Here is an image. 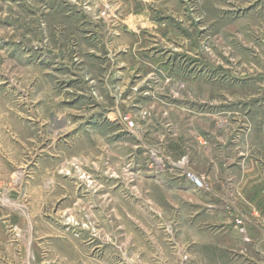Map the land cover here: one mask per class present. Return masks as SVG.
<instances>
[{"label":"rangeland","instance_id":"rangeland-1","mask_svg":"<svg viewBox=\"0 0 264 264\" xmlns=\"http://www.w3.org/2000/svg\"><path fill=\"white\" fill-rule=\"evenodd\" d=\"M210 153L264 160V0H0V264H214Z\"/></svg>","mask_w":264,"mask_h":264},{"label":"crops","instance_id":"crops-1","mask_svg":"<svg viewBox=\"0 0 264 264\" xmlns=\"http://www.w3.org/2000/svg\"><path fill=\"white\" fill-rule=\"evenodd\" d=\"M209 156L211 189L193 207L202 210L197 222L202 218L208 227L202 230V256L217 258L216 264H264V237L257 227L264 217V160L220 162ZM237 217L245 219L243 232L232 228Z\"/></svg>","mask_w":264,"mask_h":264},{"label":"built area","instance_id":"built-area-1","mask_svg":"<svg viewBox=\"0 0 264 264\" xmlns=\"http://www.w3.org/2000/svg\"><path fill=\"white\" fill-rule=\"evenodd\" d=\"M185 175L187 179L193 184L194 187L199 188V189L202 188V182L194 174L186 171ZM236 225L240 228V231H244L243 221L237 220ZM260 225L264 232V219L260 221Z\"/></svg>","mask_w":264,"mask_h":264}]
</instances>
